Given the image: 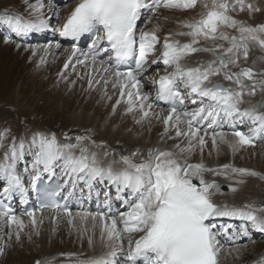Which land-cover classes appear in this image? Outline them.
I'll list each match as a JSON object with an SVG mask.
<instances>
[{
    "label": "snow or ice",
    "instance_id": "obj_1",
    "mask_svg": "<svg viewBox=\"0 0 264 264\" xmlns=\"http://www.w3.org/2000/svg\"><path fill=\"white\" fill-rule=\"evenodd\" d=\"M24 3L27 18L7 7L0 11V22L11 33L26 37L49 29L53 18L60 22L51 0L47 5L44 0ZM198 3L203 9L198 18L177 21L178 30L163 38L159 24L148 31L138 26L158 16L161 8L184 12ZM244 11L251 15L261 9L249 0H79L58 34L73 42L86 34L93 39L87 51L74 43L58 75L63 78L70 65L73 71L77 64L89 67L87 91H96V85L101 98L111 103L109 85L119 90L110 116L123 105V115L131 116L135 125L150 131L155 121L163 125L161 142H179L172 148H136L119 155L105 141L93 139L90 129L74 138L63 133V143L50 131L17 137L10 129L0 130V222L8 229H0V257L21 244L22 237L35 242L43 223L37 211L44 209L57 214L53 219L65 215L78 238L86 239L93 254L77 264H219L227 245L229 254L238 257L247 244L237 240L248 239L251 231L264 234V204L218 203L215 197L225 195L221 185L205 178L223 177L235 197L250 178L264 181V173L234 163L210 167L203 160L209 144V156L213 151L219 156L226 146L234 157L264 143V111L242 108L246 95L264 92V71L240 63L248 60L249 45L264 50V23L249 25L232 15ZM181 37L189 39L182 42ZM11 42V35L4 38V43ZM55 47L59 49L60 43ZM197 53L212 59L189 66L186 61ZM161 64L165 74L147 79V70ZM75 84L71 82L72 87ZM145 84L153 86L154 96L153 91H144ZM160 102L167 114L165 109L156 111ZM226 126L230 131L224 130ZM197 153L199 162H190ZM102 184L115 189L114 197L106 194L95 211L73 213L70 203L90 198ZM30 192L37 194L39 209L17 214L8 201ZM117 201L123 210L114 206ZM24 217L29 218L27 223ZM77 219L79 228L74 224ZM236 220L241 224L231 222ZM89 221L90 228L85 226ZM97 243L103 249L98 254Z\"/></svg>",
    "mask_w": 264,
    "mask_h": 264
},
{
    "label": "bare ground",
    "instance_id": "obj_2",
    "mask_svg": "<svg viewBox=\"0 0 264 264\" xmlns=\"http://www.w3.org/2000/svg\"><path fill=\"white\" fill-rule=\"evenodd\" d=\"M54 1L56 4H54L51 0V5H52L51 10L55 11V9H56L57 11H59L60 16L65 14V13L67 14L70 11L69 10L70 7H72V6H69V7H61L60 8L57 5V1L56 0H54ZM29 2L30 3L34 2V0H29ZM46 2H45V4L47 5L49 3V0ZM249 2L256 4L258 7H260L261 11L255 12L251 15L247 11L235 12V13H232V15H234L237 19L242 20V18H244L247 20H254V21H256L260 17H264V0H249ZM6 7L12 9L13 12L22 14L25 17H27V8L25 6L24 0H0V11H2ZM201 11H203V9L201 8L199 3L197 4L196 9L188 10V11H184V12L161 8L159 10L158 16H154L150 20L148 27L150 29H152L154 25L159 24L161 26V31L159 33L161 35L167 36L170 32H174V31L178 30L177 21L189 20L192 18H198V14ZM47 14H50V12ZM165 17H167V20L164 19ZM54 21H55V18H53L51 21H49V23L51 24L50 25L51 27L54 26L53 25ZM1 25H3V28H4V25L8 28V26L6 24L0 22V29H1ZM7 32L11 33L9 29ZM231 34H233V32H231ZM180 39L184 40V42H187V40L189 38L188 37H181ZM56 43H59V42L52 39V34H50L48 40L41 43V45H42L41 52L38 54V56H35V58H33L34 65H36V64L39 65V66H34V68H36V71H35L36 74L35 75L40 76L41 80L44 78L48 79L47 80V82H49V87L47 89L48 92L45 91L46 93L44 94L45 98H48V100L53 96L51 94L54 92L53 88L55 87V89H56L57 86H55V85H58V84L61 87H63L62 88L63 92L66 93L67 95H68V93L69 94L73 93L77 97V100L82 99V103H84V105H80V106L76 107L75 109H73V111L68 116L69 120L74 124V126L76 128H79V127L84 128V126L86 127L87 125L94 126V127H96L97 132L101 135L99 137L100 140L102 138H105L108 140L109 143L119 142L121 144L126 145L127 147H132V149H135L136 147H138L142 151L149 148V147L172 148L174 143L179 142V141H172V140H167V139H165L163 142H161L160 134L163 131V125L157 124L155 121H153V126L151 128L152 130H150V131L147 129V126H145L144 128H141L140 126L135 125L131 116H124L123 115V111H124L123 105H121L120 107H118L116 109L115 115L110 116L109 114L112 111V104H114L115 100L118 98L119 90L113 89L109 85L108 95H111L113 97L111 103H109V102H107L101 98V89L98 86H96V85L93 86L94 88H96V91H91V92L87 91V89H88L87 80L89 79L88 73L90 72L89 67L79 65V64L75 65L76 73L72 79L70 78L71 80H68L69 77H66V76L69 73H72V71H73L72 65L69 66V69L67 71H64V77L63 78L60 75H58L59 73H61L63 71V65L71 53V48L66 47V46L65 47L61 46L59 49H57L55 47ZM49 45H52V47L48 48ZM0 46L6 48V46H3L2 44ZM253 46L249 45L250 50H249L248 60L244 61L243 59H241V62H240L241 67H251V68H253L254 71L261 72L264 69V56L261 53H259V51H256V49H258L257 46L256 47H253ZM13 47H14V45L9 44V46L7 48L12 49ZM157 47H159V45H157ZM45 48H48V50L44 51L43 49H45ZM5 53H6L5 49L0 48V55H3V57H6ZM41 58H43L44 63H41ZM56 58H62L61 63L58 62L57 63L58 67H54L53 73L49 74L51 69H49L48 63L53 62ZM209 59H212L210 54L197 53V54H194L191 58H189L186 61V63L189 66H195V63L197 60H209ZM250 62H253L257 67L263 68V69H256L254 66H252V64ZM50 67H51V65H50ZM233 71H238V69H233ZM161 74H162L161 71H157V72H152L150 75H151V77H156L157 75H161ZM65 79H66L65 83L62 82ZM215 79L219 80V82L223 81L220 78H215ZM6 81L11 82V83H17V79L13 78V74L9 78H7ZM72 81H76V84L74 87L71 86ZM52 82H53V84H52ZM224 82L229 87L232 86L230 82H228V81H224ZM248 83H250V82H248ZM20 84L23 85V80H21ZM149 88H150L149 85L145 84L144 91L149 92ZM12 95L15 96L14 99L12 100L13 102L14 101L17 102V101L21 100V93L19 91V85L14 88ZM88 95H93L94 98L86 99V97ZM262 97H264V94L261 95L259 93V91H257L256 95L251 96V97L246 95L245 100L248 102L243 104L242 108H249V107H253V106L256 107V106H262L263 105L262 111H264V99H261ZM68 100H70V99H68ZM95 101H98V103H99L96 106V108L94 107ZM75 102H77V101H75ZM51 103H53V107L57 108V110H62L61 109V107H63L62 102L57 103L54 99H52ZM161 109L162 108H159L158 106L156 107V111H160ZM102 110H103V112H102ZM165 114H167L166 110H165ZM106 120L108 121L107 124H105ZM64 122H66V121H64ZM131 125H133V127L130 129ZM155 125H157V126H155ZM37 128H34L32 131H35V130L46 131V129L42 130V129H39V128L37 129ZM6 129H10L12 132H14V134L13 133L12 134L17 136V137H19V136L23 135V133H25V131L22 132L21 128L17 125H12V124L6 125ZM129 129L131 131H129ZM224 130L230 131V129H228L227 126L225 127ZM50 132H55V131H50ZM8 140L10 141L11 137H9ZM2 151H3V149H0V152H2ZM209 151H212L210 144H209V147L205 150V154L203 156L204 162L210 167H217V166L223 165L225 163H234L237 167H246V168L253 169V170H256L258 172L264 173V168H261V166L263 167V165H264V162H263L264 161V143H257L254 147H248L245 150L241 151L240 153L236 154V156H234V157L231 154L230 150L226 146H222V150H221L219 156H217L214 151H213V154L211 156H209L208 155ZM200 159H201V157H200L199 153H197V155H195L190 162H199ZM205 178L206 179H215L221 185L222 191L225 193V195L217 196V198L215 200L218 203L227 201L229 204L235 203L237 205H242V204L248 203V202H255L257 205L264 204V181H260L256 178H250L248 181V184L244 187V189L241 192H239L238 194H236L235 197H233L232 194L228 192V189L226 187L228 182L225 181V179L223 177H212L210 175H206ZM25 183L27 186V181H25ZM107 186H108L107 184L99 185V190L103 189L104 187L106 188L105 191H107V192L104 195H106L108 193V190L115 192L114 188H112V187L108 188ZM15 196L21 197L19 194H16ZM113 197H114V195H113ZM98 199L100 200V197H98ZM102 199L103 200L105 199L104 196H102ZM117 203H118V201L115 202V205H114L115 207H118ZM73 210H72L73 213L80 211V210H76V209H73ZM86 210H88V209H86ZM92 211H95V210L92 209ZM20 212H22V211L17 212V214H19ZM38 215H41L43 217V221H45V219L48 216H52L51 222H53V225L57 224L59 222H62V221L63 222L67 221V217L65 215H63L62 213L59 214L58 218L53 219V217L57 216V214L54 213L53 211H44L43 210L42 212H40L38 210L37 216ZM45 216H47V217L45 218ZM63 216H65V217H63ZM28 219H29L28 217H24V220H28ZM231 222L236 224V225L241 224V222L239 220L231 221ZM74 224H77V228H79L81 226L80 221L78 219L76 221H74ZM54 226H56V225H54ZM85 226L90 228L91 222L89 221L87 223V225H85ZM0 227H3L1 225V223H0ZM44 231H45V229H44ZM98 231L99 230L97 229V236H98ZM257 234L263 235L259 232L251 231L249 233L248 239L241 238V239L236 241V243H238V244L242 243L240 245L248 244V246L250 247V249H249L250 252L255 254V255H258L255 257L254 260H252V264H258V261H260L261 259H264V253H262V251H261L262 248L260 250H258V245H259L258 243L259 242H256V243H254V242L249 243L248 242L249 239L254 240L255 238L264 237V236H260ZM43 236H45V235L43 234ZM48 236H49V234H48ZM37 239H35V241ZM40 239H38V241H40L39 244L38 243L36 244V245H38L39 250H40V254L39 253L38 254L41 256H45L46 254L52 253L54 250L48 248V246L49 247H50V245L54 246V244L52 242L49 243L46 240L42 241ZM80 241H79L78 245H80ZM70 242H71V240H70ZM76 243H77V241H76ZM28 246H30V245L28 244ZM24 247H25V245H24ZM26 247H27V245H26ZM14 248H15V246H14ZM69 248L70 247H68L67 252L70 250ZM78 248H79V246H78ZM230 248L231 247L229 245H227V247L224 248L223 255L220 258V262L223 261L224 264H243V262H245V261H241L243 253L238 256V257H240V259H238V257L234 253L229 254ZM64 249H66V248H64ZM74 250H75V248H74ZM101 251H103V249H101L99 247V243H97L96 253L98 254ZM244 252H246V250ZM258 252L260 255L258 254ZM65 253H66V251H65ZM92 254H93V252L89 248L87 241L85 239V240H83V243L80 246L79 250H76V252L73 253V255L71 254L72 255L71 258H73V259L79 258V259L83 260L86 257L91 256ZM223 257H225V258H223ZM54 259H56V258H54ZM16 260H17V257L15 259V256L13 258L12 257L9 258L10 264H17ZM39 260H40V257H39ZM67 260H68V258H67ZM220 262H219V264H220ZM54 264H55V261H54ZM72 264H77V262L72 263ZM248 264H249V262H248Z\"/></svg>",
    "mask_w": 264,
    "mask_h": 264
},
{
    "label": "rangeland",
    "instance_id": "obj_3",
    "mask_svg": "<svg viewBox=\"0 0 264 264\" xmlns=\"http://www.w3.org/2000/svg\"><path fill=\"white\" fill-rule=\"evenodd\" d=\"M46 1H48V0H44V2H46ZM260 18L257 19L258 21L257 20L256 21L247 20L244 18H242V20L241 19H238V20H241V21H243L249 25H258V24L264 23V17H260ZM8 29L9 28H7L5 25H4V28H3V25H1L0 45L2 44L3 46H6V48L1 47V46H0V48L5 49L6 57H3V55H0V67H1L0 68V130L6 129V125H9V124L19 126L21 128L22 132L25 131V133L32 132V130L34 128L38 127L39 129H42V130L46 129V131H55L57 137L63 143V142H65L64 137H63V133L67 132L70 137L74 138L75 136H78V135L89 134L88 130L90 129V130H92L93 139H95L98 143L100 141H105L111 148L115 149V151L119 155H127V154H129V150H134V149H132V147H127L126 145L121 144L119 142L109 143L108 140L105 138H102L100 140L99 137L101 135L97 132L96 127H94V126L87 125L86 127L84 126V128L83 127L76 128L74 126V124L69 120L68 116L73 111V109H75L76 107H78L80 105H84V103H82V99L77 100V97L73 93L72 94L68 93V95H67L66 93L63 92V89H62L63 87H61L58 84V85H55V86H57L56 89H55V87L53 88L54 92L51 93L53 96L49 99L50 100L49 101L48 98H45V95H44L46 93L45 91L48 92V90H47L49 87V82H47L48 79L44 78L41 80L40 76L35 75L36 74V72H35L36 68H34V66H39V65H37V64L34 65L33 58H35V56H38V54L41 52V49H42L41 43H43L44 41H36L35 43H27V42L20 41L17 39V37H18L17 35L8 33L7 32ZM235 34L236 33L233 32V35H235ZM8 35L12 36V42L6 44V43H4V38ZM9 44L14 45V47L12 49L7 48L9 46ZM17 44L20 45L19 48H17ZM256 46L257 45H254L253 47H256ZM257 48L258 49H256V51H259V53H261L264 56V50H261L259 48V46H257ZM33 50H35V52ZM61 59L62 58H56L53 62L48 63L49 69H51L49 74L53 73L54 67H58L57 63L58 62L61 63ZM250 63L256 69H263V68L257 67L253 62H250ZM50 65H51V67H50ZM263 71H264V69H263ZM75 73H76V71H72V73H69L68 74L69 76L68 75L66 76V77H69L68 80H71L75 76ZM12 74H13V78L17 79V83H11V82L6 81V79L9 78L10 76H12ZM21 80H23V85L20 84ZM65 81H66V79L62 82L65 83ZM53 82H52V84H53ZM18 85H19V91L21 93V100H19L17 102H15V101L13 102L12 100L15 97L12 95L13 90ZM259 93L261 95L264 94V92H260V91H259ZM92 98H94L93 95H88L86 97V99H92ZM52 99H54L57 103L62 102V106H63V107H61L62 110H57V108L53 107V103H51ZM68 99H70V100H68ZM261 99H264V97H262ZM75 101H77V102H75ZM98 104H99L98 101H95L94 107L96 108V106ZM262 106H256V108L259 109L260 111H262ZM102 112H103V110H102ZM64 121H66V122H64ZM155 126H157V125H155ZM132 127H133V125L130 126V129ZM11 133L14 134V132H12V131H11ZM25 133H23V134H25ZM136 148H138V147H136ZM261 168H264V165H263V167L261 166ZM41 217H42L41 215L37 216L38 219H40ZM46 217L47 216H45V218ZM51 217L52 216H48L45 219V221H43V223L40 224V226H39L40 227V236L37 238L38 239L41 238L40 240H42V241L46 240L49 243L52 242L54 244V246L53 245H50V247L48 246V248L54 250L52 253L46 254L45 256L39 255L40 250H39L38 245H36V244L37 243L39 244L40 241H38V239L36 237H34L33 238L34 241H35V239H37L36 240L37 242L36 241H35V243L31 242L33 244L32 245L26 239V237H22L23 242L21 244H14L12 248L6 250V254L3 257H0V264H10L9 258L10 257L13 258L14 256H15V259L17 257V260H16L17 264H35V261L39 260V257H40V260L47 261V262H49V264H54V261H55V264H72V263H76L78 260H81L79 258H75V259L71 258L73 253H75L76 250H79L80 246L83 243V241L79 240L76 230L73 229V227L71 225H69L67 221L59 222L57 224H54V225H56V226H54L53 222H51V220H52ZM63 217H65V216H63ZM25 222L27 223L28 220H25ZM0 223L3 226V223L2 222H0ZM76 226H77V224H76ZM0 229H2L3 232L8 231L7 228L4 226L0 227ZM44 229H45V231H44ZM43 234L45 236H43ZM48 234L51 238L48 236ZM255 239L252 241H254V243L259 242L258 243L259 244L258 250H260L262 248L261 251H262V253H264V237L255 238ZM70 240H71V242H70ZM75 240L77 241V243ZM79 241H80V245H78ZM23 244L25 245V247ZM28 244L30 246H28ZM240 244H242V243H240ZM26 245H27V247H26ZM14 246H15V248H14ZM78 246H79V248H78ZM68 247H70L69 248L70 250L67 252ZM64 248H66V249H64ZM74 248H75V250H74ZM249 249H250V247L247 244L246 252H244L245 250H242L240 253V254L243 253L242 259H241V261H245V262H243V264H248V262H249V264H252V260H254L256 256H258V255L251 253ZM65 251H66V253H65ZM258 254H259V252H258ZM53 257L56 259H54ZM67 258H68V260H67ZM223 258H225V257H223ZM238 259H240V257H238ZM220 264H224L223 261L220 262Z\"/></svg>",
    "mask_w": 264,
    "mask_h": 264
}]
</instances>
